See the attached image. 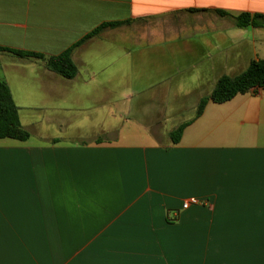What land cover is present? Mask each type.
I'll use <instances>...</instances> for the list:
<instances>
[{
	"label": "crops",
	"instance_id": "crops-1",
	"mask_svg": "<svg viewBox=\"0 0 264 264\" xmlns=\"http://www.w3.org/2000/svg\"><path fill=\"white\" fill-rule=\"evenodd\" d=\"M242 12L264 0H0V46H72L77 68L0 52L29 132L0 138V264H264V89L194 118L220 76L264 59ZM134 94L141 124L126 120Z\"/></svg>",
	"mask_w": 264,
	"mask_h": 264
},
{
	"label": "trees",
	"instance_id": "trees-1",
	"mask_svg": "<svg viewBox=\"0 0 264 264\" xmlns=\"http://www.w3.org/2000/svg\"><path fill=\"white\" fill-rule=\"evenodd\" d=\"M218 14L227 15L228 13L222 10H216ZM235 23L238 26L252 25L254 27H264V14H250L242 12L234 17ZM122 22H106L102 23L93 29L84 38H88L104 28L114 27ZM72 46L57 55H44L29 51H22L0 46V52L6 51L18 57H32L40 59L45 63L46 68L54 71L64 78H73L77 73V68L71 59ZM264 89V59L252 60L248 66L240 73L229 76H220L211 90L208 97L201 98L198 107L195 111V117H198L205 106L211 100L215 103H222L230 100L236 94L245 93L251 88ZM190 121L180 124L177 128L170 132L172 143L179 141L181 134ZM13 138L16 140H26L29 137V132L21 125L17 107L12 99L10 90L7 84L0 80V138Z\"/></svg>",
	"mask_w": 264,
	"mask_h": 264
},
{
	"label": "rangeland",
	"instance_id": "rangeland-1",
	"mask_svg": "<svg viewBox=\"0 0 264 264\" xmlns=\"http://www.w3.org/2000/svg\"><path fill=\"white\" fill-rule=\"evenodd\" d=\"M145 96L146 95H143V94H134L133 95V100H132V103H131V105L133 106V111L131 112L130 117L128 119H126V120L133 121V122H135V124L136 123L137 124H139V123L141 124L143 121L145 122V120H143V117H142V114H141V107H142L141 101H142L143 97H145ZM125 127L127 129H131L132 128V126L128 125V123L125 124ZM60 128H61V131L59 133H57V134H59L62 139L78 137L77 129L79 127L74 126V125H70V126L65 127L64 129H62L63 127H60ZM89 128H90L89 126H83L82 129L85 132ZM53 130L51 131L50 129H48V131H43L42 130L41 132L48 134V133L53 132ZM83 131H81V135H83V133H84ZM130 135L132 136L131 133H130ZM84 136H86V135H84ZM128 139H130V137H127V140Z\"/></svg>",
	"mask_w": 264,
	"mask_h": 264
},
{
	"label": "built area",
	"instance_id": "built-area-1",
	"mask_svg": "<svg viewBox=\"0 0 264 264\" xmlns=\"http://www.w3.org/2000/svg\"><path fill=\"white\" fill-rule=\"evenodd\" d=\"M197 203L196 199H189L182 204V208H187L190 204Z\"/></svg>",
	"mask_w": 264,
	"mask_h": 264
}]
</instances>
